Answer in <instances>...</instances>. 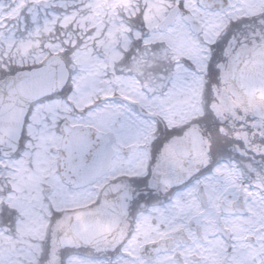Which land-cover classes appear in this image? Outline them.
I'll use <instances>...</instances> for the list:
<instances>
[{
	"label": "snow or ice",
	"instance_id": "6c2138e0",
	"mask_svg": "<svg viewBox=\"0 0 264 264\" xmlns=\"http://www.w3.org/2000/svg\"><path fill=\"white\" fill-rule=\"evenodd\" d=\"M0 264H264V0H0Z\"/></svg>",
	"mask_w": 264,
	"mask_h": 264
}]
</instances>
